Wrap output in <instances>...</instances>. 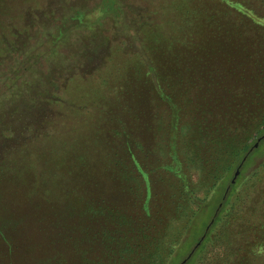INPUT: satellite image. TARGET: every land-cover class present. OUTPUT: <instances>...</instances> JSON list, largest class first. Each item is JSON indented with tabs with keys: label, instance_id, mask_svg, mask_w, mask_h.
I'll use <instances>...</instances> for the list:
<instances>
[{
	"label": "rangeland",
	"instance_id": "rangeland-1",
	"mask_svg": "<svg viewBox=\"0 0 264 264\" xmlns=\"http://www.w3.org/2000/svg\"><path fill=\"white\" fill-rule=\"evenodd\" d=\"M0 44V264H264V139L222 180L264 123V0H0Z\"/></svg>",
	"mask_w": 264,
	"mask_h": 264
},
{
	"label": "trees",
	"instance_id": "trees-1",
	"mask_svg": "<svg viewBox=\"0 0 264 264\" xmlns=\"http://www.w3.org/2000/svg\"><path fill=\"white\" fill-rule=\"evenodd\" d=\"M5 52H8V49L7 48L4 49L3 45L0 44V55L4 54ZM150 67H151V69H153L152 65H150ZM10 77L8 76L7 78H10ZM13 81H14V79H12V81H10V82L4 83L5 84L4 86H6L7 89L10 92L17 90L18 92L22 91L21 93H23L22 86H25V84L23 82L18 83V81H16V82H13ZM19 85H21V87ZM12 96H13V99L16 97L15 94L12 95ZM2 132H3L4 136L10 137L11 133H13V130L11 128H5V129L2 130ZM259 135H261V136H259ZM263 135H264V123H261L260 127L258 126V128L256 130V134L254 135V137L249 138L247 140V142H246V145L241 149V151L239 153H237V154H234V160L229 165V167L227 168L226 175L224 176V178H222V180H224V182H226L229 179V177L232 175L233 172H234V177H235L236 174H237V170L239 168H241L245 163H247V161H249V159L252 157V155L259 150L264 138H262L259 147H255V144L258 142V139L261 138ZM257 136H259V137L256 138ZM215 146L217 148L221 149L219 146H217V145H215ZM6 149H7V147L5 148L4 153L5 152L6 153L10 152V150H6ZM25 152L26 151H23L22 153L25 154ZM223 154H225V153L218 154L217 156H221ZM205 156L207 157V155H205ZM215 157H216V155H215ZM238 182H239V178H237V180H235V182L231 183L230 188H231L232 191L234 190V188L236 189L235 186L238 185ZM195 202L199 203L196 200H195ZM212 205H214V204H212ZM219 210H222V208H220ZM219 210H217L215 216L210 221H209V219H207L205 221L204 228L203 229L201 228V230L195 235V237H198L199 235H201V234L203 235L204 234L201 237V239L199 240L200 244L203 245V243H202L203 240L208 237V233L210 232V229H208L209 228L208 226L215 224L216 220L218 219ZM191 224H192V219L188 223L186 229H189L191 227ZM202 231H203V233H202ZM257 238H258V236H257ZM175 242L176 241H171V242L168 243L167 250H166V253H165L164 257L159 255V252L157 251L158 249H154L149 255V258L151 259V262L147 261V264H188L193 259V257L195 256V254L197 252L196 251H194V252L192 251V252H190V254H188L187 257L183 258L185 253L182 254L180 252V249H178L179 247H177V246L174 247ZM179 245H180V243H179ZM262 248L263 249L260 248V250H261L262 253H264V246L263 245H262ZM161 259H162V261H161ZM136 264H139L138 260H136Z\"/></svg>",
	"mask_w": 264,
	"mask_h": 264
},
{
	"label": "water",
	"instance_id": "water-1",
	"mask_svg": "<svg viewBox=\"0 0 264 264\" xmlns=\"http://www.w3.org/2000/svg\"><path fill=\"white\" fill-rule=\"evenodd\" d=\"M262 138H264V135H263L261 138L258 139V142L255 144V147L259 146V144H260ZM238 172H239V170H238Z\"/></svg>",
	"mask_w": 264,
	"mask_h": 264
}]
</instances>
